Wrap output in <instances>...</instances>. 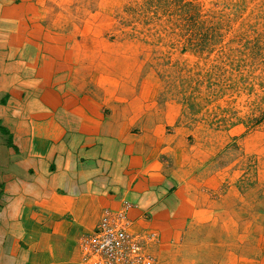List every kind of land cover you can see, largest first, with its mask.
Returning <instances> with one entry per match:
<instances>
[{
	"label": "crops",
	"instance_id": "0c3cea01",
	"mask_svg": "<svg viewBox=\"0 0 264 264\" xmlns=\"http://www.w3.org/2000/svg\"><path fill=\"white\" fill-rule=\"evenodd\" d=\"M44 2L0 0V264H82L123 201L154 264H264V190L189 142L134 54Z\"/></svg>",
	"mask_w": 264,
	"mask_h": 264
},
{
	"label": "rangeland",
	"instance_id": "374dc122",
	"mask_svg": "<svg viewBox=\"0 0 264 264\" xmlns=\"http://www.w3.org/2000/svg\"><path fill=\"white\" fill-rule=\"evenodd\" d=\"M44 1L61 31L72 19L108 52L134 54L138 81L160 83L157 100L192 128L189 142L215 147L220 167L264 190V0Z\"/></svg>",
	"mask_w": 264,
	"mask_h": 264
},
{
	"label": "built area",
	"instance_id": "2783aa9c",
	"mask_svg": "<svg viewBox=\"0 0 264 264\" xmlns=\"http://www.w3.org/2000/svg\"><path fill=\"white\" fill-rule=\"evenodd\" d=\"M135 207L123 201L120 207L104 210L96 228L80 240L82 264H154L146 251L152 233L131 229L129 210Z\"/></svg>",
	"mask_w": 264,
	"mask_h": 264
},
{
	"label": "trees",
	"instance_id": "16d2710c",
	"mask_svg": "<svg viewBox=\"0 0 264 264\" xmlns=\"http://www.w3.org/2000/svg\"><path fill=\"white\" fill-rule=\"evenodd\" d=\"M0 130H2L4 132L6 129H4L2 126H0Z\"/></svg>",
	"mask_w": 264,
	"mask_h": 264
}]
</instances>
